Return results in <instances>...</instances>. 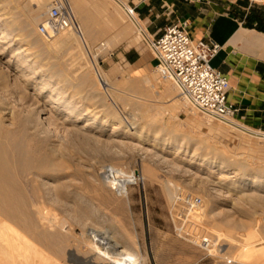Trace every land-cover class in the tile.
<instances>
[{
	"label": "bare ground",
	"instance_id": "6f19581e",
	"mask_svg": "<svg viewBox=\"0 0 264 264\" xmlns=\"http://www.w3.org/2000/svg\"><path fill=\"white\" fill-rule=\"evenodd\" d=\"M112 1L127 14L140 35L151 41L152 38H149L148 32H146L138 16L130 17L128 15L126 10L128 6L125 0ZM2 2L7 6L14 4L13 0H2ZM18 2L20 4L27 3L24 7L29 12V15H24L19 25L24 41L40 47L37 48L36 53H31L28 49L26 51L22 46L18 47L16 56L9 59L5 67H2V64L0 66V102L2 103L0 106V264H140L138 253L128 247L127 244L118 243L115 241L116 237H105L98 231L99 226L103 223L101 221L103 217L95 205L81 195L80 190L92 189L94 196L97 199L100 198L104 205L112 204V199L108 192L102 191L100 186H94L91 183L98 181L94 168L91 166L84 168L79 154H71L70 151L72 149L77 151L80 145H87L108 156L124 157L127 152L137 150L145 156L143 160L149 159L158 165H164L171 172L183 175L199 189L219 199L227 208L224 210L226 213L234 212L238 205L237 212L243 213L244 206L251 205L256 208L258 204L264 202V178L257 176L255 170L251 169L254 167L252 166L253 161L244 160L241 161L242 163L236 164L245 172L243 175L236 174L234 178H225L224 174L228 173L230 168L229 161L227 159L210 160L203 153L198 164V170L194 172L190 165L198 163L197 160L201 158L199 153H191L184 143L179 144L178 139L165 138L161 133L153 132V127L147 129L136 122L130 124L127 119L126 122L121 121L110 104L102 98H100L101 112H90V109H85L80 105L76 97H68L67 90L61 86L63 80H60L59 75V77L50 75V71L45 67H37L41 57L46 56L48 51L63 48L72 50L80 43L84 44L89 51V41L101 37V33L97 29L95 30L98 33L92 31L93 26L88 20L90 17L84 11L87 1L69 0L78 21V30H66L56 38L43 42L41 45H39L36 35V26L42 17H45L52 3L48 5L47 0H18ZM15 10L18 14L23 13L19 7ZM118 19L113 20L112 24L114 27L120 28V31H117L119 37L125 38L128 33L127 29L120 26ZM112 24L109 25L112 26ZM13 27V22L8 19L2 20L0 17V63L1 57L4 55L3 51L8 50L5 48V44L8 41L10 43L15 42ZM107 42L109 44L114 43L113 39L110 38H107ZM39 53L43 55L40 56ZM96 63L98 65L102 63V60L95 59L98 80L103 87L110 88V81L101 75V70L97 69ZM60 70L65 71L61 67ZM88 78V73L85 72L81 79L83 88L87 87ZM150 80H147L148 84H151L152 80ZM140 87L139 84L134 83L132 90L141 92ZM9 88L15 89V93H13L15 96L10 95L15 98L16 105L14 106L16 107L5 104V100L8 98L6 95L10 93ZM178 89L180 92L179 87ZM83 92L85 95H82L81 98L84 100L99 99L96 98V95H91L86 89ZM165 94L167 95V92ZM179 96L185 103L188 102L192 105L187 98L181 95V92ZM141 105L143 104L136 107L139 112L144 111V107ZM203 114L227 127L264 140L263 133L250 129L237 120L225 122L206 113ZM120 136L124 139L136 137L147 143L149 148L141 144L117 139ZM200 139L199 141H201ZM207 143L211 142L208 141ZM248 144L253 149L254 154L259 157L262 150L255 147L250 140ZM162 147L165 149L161 150ZM80 148L82 149V147ZM216 148L213 147V149ZM173 150H175L176 156L170 158L166 153ZM180 155L189 161L180 162L176 160L175 158ZM112 167L117 168L116 165H112ZM216 173L221 176L218 182L213 180ZM172 188L167 187L169 194H171ZM57 212L62 216H67L72 222L83 228L88 237L85 240L89 239L88 253L83 254L69 238L71 233L68 234L58 225L59 214ZM226 218L228 220V217ZM235 224L236 226L239 225ZM230 243L231 246L227 244L228 249L225 246H218L211 252L223 253L237 249L242 254L241 256L239 253L241 258L244 256L243 259H245L247 257L245 255H248L247 261L251 259L250 257H256L257 261H261L263 255L259 251L264 248V243L259 241L260 246L257 249L248 246L244 241L241 242L243 244L240 248L237 247L238 245ZM236 253L238 254V252ZM239 261L243 262V260Z\"/></svg>",
	"mask_w": 264,
	"mask_h": 264
},
{
	"label": "rangeland",
	"instance_id": "374dc122",
	"mask_svg": "<svg viewBox=\"0 0 264 264\" xmlns=\"http://www.w3.org/2000/svg\"><path fill=\"white\" fill-rule=\"evenodd\" d=\"M47 1L48 5L54 2V0ZM85 1H87V4L84 6V11L86 12V15H89L90 17L88 20L91 26H93L92 31L94 32L96 31L95 29H97L101 33V37L97 40L91 39L89 41L90 52L84 44L79 42L80 45L72 50H70V48L51 50L47 52L46 56L43 54L42 56L41 53H39L42 57L37 67H45V69L50 71V75H59L60 80H63L61 83L63 85L61 86L67 90L68 97H76L79 100L80 105L85 109H90V112H101L100 98H102L106 103L110 104L121 121L127 119L130 124L136 122L143 128L151 129L153 127V132L161 133L165 138L173 137L175 140L178 139L180 142L179 144L181 145L184 143L191 153H199L201 158L197 160L198 163L190 165L191 170L194 172L198 170L199 161L202 159L204 153V156L210 160L221 161L227 159L229 161L230 168L229 172L224 174L225 178H234L236 174L243 175L245 172L236 164L242 163L244 160L253 161L252 166L254 167L251 169L255 170L257 176L264 178L263 139L252 137L248 134L227 127L226 125L205 116L190 103H185V101L179 96L181 91L179 92L178 86L173 81L163 79L158 73L157 67L159 61L155 56V53L151 49L148 40L143 38L137 28L132 25L127 14L112 0ZM128 1L129 0H125L127 6L130 7ZM13 2L14 4L12 7L10 5L7 6L2 0H0V17L2 20L8 19L13 22V37L15 40L14 43L8 41V44H5V48H8V50L3 51L4 55L1 57L2 61L0 63V66L2 64V67H5L9 59L16 56L15 53H17L16 49L18 47L22 46L26 51L29 50L31 53H36L37 48L40 47L25 42L23 33L19 30L20 21L24 15H29L27 8L24 7L27 3L20 4L18 0H13ZM18 7L23 10L22 12L24 14L17 13L15 9ZM117 18H119L118 23L120 26L127 29L128 33L125 38L119 37V32L117 31H120V28L114 27L112 24V21H116ZM43 20L44 17H42V20L39 21L36 26V35L38 37L39 45L43 42H48L47 39H44L39 35L37 30ZM109 24H112V26ZM143 27L146 28L144 23ZM98 31L96 32L98 33ZM146 32L148 31L146 30ZM104 35L107 38L113 39L114 43L109 44ZM130 36H138L141 40L139 43L132 46L129 43L130 41L121 43ZM103 44L105 46H102ZM135 49H138L139 51H148L151 57L158 62V65L152 71L141 74L129 65L125 67L124 64H117L119 59H124L123 55L125 51ZM113 54L119 57L115 61L116 64L113 63L111 58ZM51 55L54 56L52 57ZM95 59L98 61L102 60V63L98 65L96 63L97 69L99 71L101 70V75L110 81V88L106 86L103 87L98 80L99 77L95 67ZM108 63L112 65V69L108 66ZM62 66L65 71L60 70V67L63 69ZM85 72L88 73L89 78L87 87L83 88V86H81V79ZM148 79L152 80H150L151 84L153 83L152 85L147 83ZM134 83L141 86V92L132 90ZM77 85L78 87H75ZM89 86L90 88H88ZM165 88H168L167 95L165 94L166 92L164 93ZM84 89L88 90L91 95H96V98L99 99L93 101L82 99L81 96L85 95L83 92ZM8 91H10V93L6 95L8 101L5 100V104L7 103L6 105L9 106L12 105L10 107H16L14 106L16 105L15 98H13L15 96L13 94L15 93V89L9 88ZM10 94H13V97ZM140 104H143L141 106L144 107V111L141 110L142 112H139V110L136 109ZM0 106H2L1 102ZM117 139L129 143L141 144L149 148L147 143H144V141L136 137L124 139L120 136L117 137ZM199 139L201 141H199ZM202 140L203 143H201ZM249 140L254 143L253 145L255 147L262 150L259 157L256 156L253 149L250 148L248 144ZM208 141L211 143H207ZM213 147H217V150L213 149ZM79 148L77 151L72 149L70 151L71 154H79L82 158V166H85L84 168L90 166L94 168L96 175L98 176V181L97 183H91L94 186H100V188L103 189L102 191L108 192L109 197L112 199V204L104 205L100 198L97 199L94 196L92 189L86 188L87 190H80L81 195L92 202L100 211L101 217H103L101 218L103 223L99 226L100 229H98V231H100L105 237H116L115 241L118 243L127 244L128 247L138 253L140 264H264V248L259 251L263 255L261 261H257L256 257H250V260L253 261L252 262L250 260L247 261L248 255H245L247 256L245 257L246 260L243 259L244 256L241 258L242 254L237 249L217 253L204 250L201 244L203 239H214L212 241L217 244V247L225 246L228 249L227 244H230L231 246L230 242H232V244L234 243L236 246L238 245L237 247L240 248L243 244L241 242L244 241L248 246H253V249H257L261 242L264 243V202L258 204L256 208L251 205L244 206V214L237 212L239 205L235 208L236 210H234V212H230L231 214L226 213L224 210L227 208L223 206L219 199L204 190L199 189L193 182L183 177V175L171 172V170L167 167L165 168L164 165H158L155 162H151L149 159L143 160L145 156L137 150L130 151L131 153L127 152L123 157L108 156L105 153H99V150L92 149L87 145H80ZM163 149L165 148L162 147L161 150ZM166 154H168L170 158L176 156L175 150ZM180 156L175 159L180 162H183L184 160H186L184 162L189 161L187 158H184L183 155ZM112 165H116L117 168H120L123 171L127 170L126 172L138 175L141 181L139 187H134L130 190V195L127 199L128 201L117 197L106 179L104 174L105 167ZM219 178H221L220 175L217 173L214 174V181L218 182ZM169 186L173 187L171 194L167 191V187ZM180 198H187V200L200 199L201 204H198L193 208H187L182 204L183 202L179 200ZM57 213L56 215L59 218L58 225L68 234L71 233L69 238L83 254L88 253L89 239L85 240V238L87 239L88 237L83 228L75 222H72L67 216H62L59 212ZM226 217H228V220ZM234 222L239 225L236 226ZM242 236L246 238H243ZM86 248L88 249L86 250ZM236 252H238V254L240 253L241 256ZM225 253L226 255H224ZM239 260H243V262Z\"/></svg>",
	"mask_w": 264,
	"mask_h": 264
},
{
	"label": "crops",
	"instance_id": "0c3cea01",
	"mask_svg": "<svg viewBox=\"0 0 264 264\" xmlns=\"http://www.w3.org/2000/svg\"><path fill=\"white\" fill-rule=\"evenodd\" d=\"M128 5L135 8L151 40L160 38L168 27L189 21L195 43L211 40L220 45L212 66L229 79V102L238 109L236 120L264 134V6L243 0H129ZM140 40L130 36L121 43L130 41L132 46ZM123 57L117 64L141 74L158 65L148 51H125ZM111 58L116 64L119 57Z\"/></svg>",
	"mask_w": 264,
	"mask_h": 264
},
{
	"label": "built area",
	"instance_id": "2783aa9c",
	"mask_svg": "<svg viewBox=\"0 0 264 264\" xmlns=\"http://www.w3.org/2000/svg\"><path fill=\"white\" fill-rule=\"evenodd\" d=\"M243 1L264 6V0ZM126 10L130 17L137 16L135 8L127 7ZM190 28L189 21L180 22L168 27L160 38L148 41L159 61L157 71L163 79L173 81L180 88L181 95L201 113L220 121L236 120L238 109L229 102V79L212 66V60L222 47L211 40L195 43ZM70 29L78 30V21L69 0H54L38 27L39 35L51 40ZM104 174L112 191L121 199H128L130 190L141 184L138 175L112 166L105 167ZM179 200L187 208L201 204L200 199ZM201 244L206 251L217 249L211 239H203Z\"/></svg>",
	"mask_w": 264,
	"mask_h": 264
}]
</instances>
